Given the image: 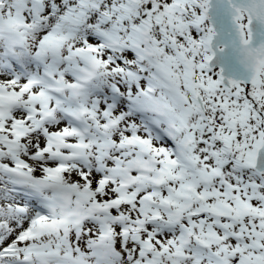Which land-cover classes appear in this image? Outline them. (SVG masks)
<instances>
[{"label": "snow or ice", "instance_id": "1", "mask_svg": "<svg viewBox=\"0 0 264 264\" xmlns=\"http://www.w3.org/2000/svg\"><path fill=\"white\" fill-rule=\"evenodd\" d=\"M0 264H264V0H0Z\"/></svg>", "mask_w": 264, "mask_h": 264}]
</instances>
